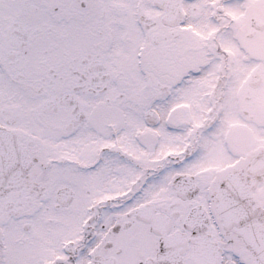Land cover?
<instances>
[{
  "label": "snow or ice",
  "instance_id": "obj_1",
  "mask_svg": "<svg viewBox=\"0 0 264 264\" xmlns=\"http://www.w3.org/2000/svg\"><path fill=\"white\" fill-rule=\"evenodd\" d=\"M0 264H264V0H0Z\"/></svg>",
  "mask_w": 264,
  "mask_h": 264
}]
</instances>
